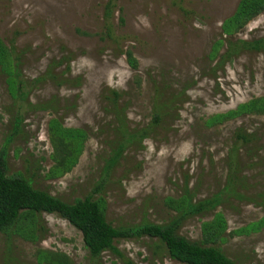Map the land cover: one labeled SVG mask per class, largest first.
Segmentation results:
<instances>
[{
	"label": "rangeland",
	"instance_id": "1",
	"mask_svg": "<svg viewBox=\"0 0 264 264\" xmlns=\"http://www.w3.org/2000/svg\"><path fill=\"white\" fill-rule=\"evenodd\" d=\"M107 1L0 0V39L18 63L21 88L0 65V159L8 175L69 203L101 198L114 227L164 225L181 215L186 198L217 197L215 209L188 215L178 234L221 249L236 264H264V114L211 121L264 97L263 45L225 57L230 41L264 40V13L227 34L242 0H119L111 20L117 45L107 38ZM121 50L134 53L138 71ZM110 90L125 94L119 117L131 131L150 127L155 107L172 102L160 125L107 173L119 134L105 99ZM54 120L84 133L71 170L54 159ZM239 131L251 142L239 141ZM115 247L119 253L93 263L67 220L28 214L0 231V264H42L44 249L73 264H181L157 239Z\"/></svg>",
	"mask_w": 264,
	"mask_h": 264
},
{
	"label": "trees",
	"instance_id": "2",
	"mask_svg": "<svg viewBox=\"0 0 264 264\" xmlns=\"http://www.w3.org/2000/svg\"><path fill=\"white\" fill-rule=\"evenodd\" d=\"M118 1L108 0L104 12L107 38L114 40L116 44L119 42L114 37L115 32L111 20L115 9L118 7ZM262 13H264V0H242L236 14L229 19L224 26V30L227 34L238 33ZM120 20L123 24V18H120ZM228 45L225 57L231 58L240 49L261 50V45L264 47V40L254 42L240 40L234 43L230 41ZM121 53L127 57L131 68L138 71L139 62L134 53L131 50H121ZM17 64L12 51L0 39V65L2 71L9 75V84L16 86L20 92ZM124 95V93L116 90H110L105 95V99L109 101L110 110L116 114L118 125L115 129L119 132L117 135L118 140L115 141L105 167L107 173L114 170L130 146L142 143L153 132L154 128L160 125L163 119L170 114L168 109L172 100L162 102L155 107L154 119L150 127L131 131L125 126L123 119L119 117L126 110L125 105L123 107L120 103ZM244 114H264V97L255 98L239 106L234 111L212 118L211 121L212 123L220 122ZM50 129L53 132L52 138L56 146L54 159L57 167L71 170L77 159L80 140L84 135L83 131L65 129L57 120L51 122ZM68 133H75L74 140L65 137ZM237 139L243 144L251 142L249 135L240 131ZM191 199L190 197L186 198L187 207L182 210L180 216L167 224L144 223L131 227H114L106 217L101 198L94 199L93 196H88L73 203L66 202L46 191L36 189L32 182L23 176H9L6 158L2 157L0 159V231L8 232L16 228L28 214L47 213L57 215L67 220L82 233L84 246L89 251L93 263L100 260L107 251L119 253L115 247V242L119 240L148 237L152 240L157 239L166 248L170 258L181 264H236L221 249L192 242L178 234L182 221L188 215L200 214L207 209H215L217 207L215 203L219 201V198L216 197L215 200H205L193 204ZM32 224L34 228L37 227L36 222ZM38 258L42 264H73L67 254L47 249L41 250Z\"/></svg>",
	"mask_w": 264,
	"mask_h": 264
}]
</instances>
